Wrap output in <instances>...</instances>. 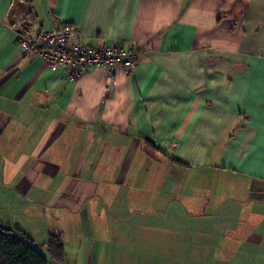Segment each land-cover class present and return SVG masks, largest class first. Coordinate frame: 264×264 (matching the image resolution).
<instances>
[{
	"label": "crops",
	"instance_id": "obj_1",
	"mask_svg": "<svg viewBox=\"0 0 264 264\" xmlns=\"http://www.w3.org/2000/svg\"><path fill=\"white\" fill-rule=\"evenodd\" d=\"M19 20L32 34L78 27L84 43L98 35L139 57L130 73L121 59L111 77L71 82L18 48ZM214 177L224 203L202 217H223L234 240L215 245L213 231L198 244L215 247L212 261L243 250L264 264V0H0L1 228L44 257L60 234L62 264H99L113 221L151 229L145 217L183 216L215 197ZM241 222L256 231L236 239ZM252 236L253 251L240 248Z\"/></svg>",
	"mask_w": 264,
	"mask_h": 264
},
{
	"label": "rangeland",
	"instance_id": "obj_2",
	"mask_svg": "<svg viewBox=\"0 0 264 264\" xmlns=\"http://www.w3.org/2000/svg\"><path fill=\"white\" fill-rule=\"evenodd\" d=\"M194 178V177H192ZM200 178V176H199ZM213 184L222 183L219 186L212 185L215 197H211L207 202H200L198 200L193 207H183V216L177 214L176 218L169 214L161 216H148V224L151 229L142 227L138 216L124 218L118 221H113L110 227V235L113 237L101 245L102 253L104 255V262L100 263L103 255L99 257V264H252L254 256L251 251L234 254H221L219 249H216L214 261H212L214 254V246L207 247V243L198 244V236L207 235L213 231L216 234L215 245L229 246V240L234 238L230 234H226V229L219 228L222 226L223 217L206 216L202 217L203 211L205 215L219 210L224 203V196L226 194V185L223 179L216 177L212 178ZM208 191V190H207ZM213 200L215 204L213 205ZM247 213V212H245ZM251 215V213H248ZM245 220V219H243ZM244 224V223H243ZM241 222L243 231L236 236V239L241 238L244 232H248L252 226L251 223L244 225ZM257 229V227H255ZM156 229V230H152ZM159 229H162L161 236L150 237L148 233L153 232L158 234ZM251 230V228H250ZM256 230H254L255 232ZM254 232H248V236ZM247 234V233H246ZM245 234V235H246ZM226 235V236H225ZM255 237L252 236L250 240H244L240 248L244 250L253 249L247 245H253ZM109 243V244H107ZM91 245L89 246V248ZM263 252V251H261ZM231 256L234 260L228 262L225 258ZM249 257V258H248ZM220 260V261H218ZM224 261V262H222Z\"/></svg>",
	"mask_w": 264,
	"mask_h": 264
},
{
	"label": "built area",
	"instance_id": "obj_3",
	"mask_svg": "<svg viewBox=\"0 0 264 264\" xmlns=\"http://www.w3.org/2000/svg\"><path fill=\"white\" fill-rule=\"evenodd\" d=\"M23 22L19 20L16 26L18 48L24 53H35L48 70H66L71 82L95 69H102L111 77L121 59H126L122 67L126 73H130L139 57L136 50L126 51L107 46L98 35L84 43L78 27L68 25L32 34L26 32Z\"/></svg>",
	"mask_w": 264,
	"mask_h": 264
},
{
	"label": "trees",
	"instance_id": "obj_4",
	"mask_svg": "<svg viewBox=\"0 0 264 264\" xmlns=\"http://www.w3.org/2000/svg\"><path fill=\"white\" fill-rule=\"evenodd\" d=\"M14 14L24 12L25 6L16 3ZM174 164L186 166L173 159ZM47 257H44L25 234L18 230L0 227V264H62L64 246L60 234L49 233L47 242L41 246Z\"/></svg>",
	"mask_w": 264,
	"mask_h": 264
}]
</instances>
